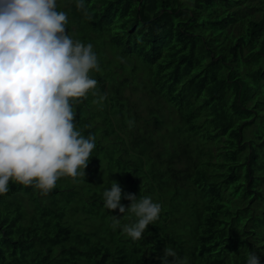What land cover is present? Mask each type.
Instances as JSON below:
<instances>
[{
    "label": "trees",
    "instance_id": "16d2710c",
    "mask_svg": "<svg viewBox=\"0 0 264 264\" xmlns=\"http://www.w3.org/2000/svg\"><path fill=\"white\" fill-rule=\"evenodd\" d=\"M56 4L98 58L73 104L96 146L47 195L9 181L0 264H163L166 246L187 264H264V0H84L91 19ZM113 181L121 204L161 205L139 240L123 233L134 214L103 206Z\"/></svg>",
    "mask_w": 264,
    "mask_h": 264
},
{
    "label": "clouds",
    "instance_id": "9594fccd",
    "mask_svg": "<svg viewBox=\"0 0 264 264\" xmlns=\"http://www.w3.org/2000/svg\"><path fill=\"white\" fill-rule=\"evenodd\" d=\"M76 7L91 19L84 0H76ZM67 23L56 0H0V194L9 191L10 180L47 195L60 178L86 175L95 136L77 128L73 104L96 89L90 72L100 68L93 46L73 39ZM123 198L130 206L121 204L122 188L113 181L103 206L134 214L136 221L125 224L123 233L139 240L159 218L161 205L150 196ZM119 225L113 215V228ZM169 257L171 264H187L166 246L163 264H170ZM248 264H260L259 256L250 254Z\"/></svg>",
    "mask_w": 264,
    "mask_h": 264
}]
</instances>
